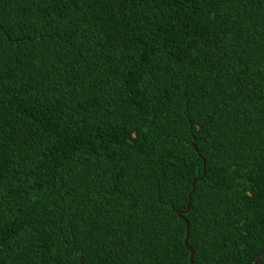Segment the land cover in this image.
I'll return each mask as SVG.
<instances>
[{
    "label": "trees",
    "instance_id": "16d2710c",
    "mask_svg": "<svg viewBox=\"0 0 264 264\" xmlns=\"http://www.w3.org/2000/svg\"><path fill=\"white\" fill-rule=\"evenodd\" d=\"M193 179L192 263L254 264L264 0H0V264H189Z\"/></svg>",
    "mask_w": 264,
    "mask_h": 264
},
{
    "label": "water",
    "instance_id": "95a60500",
    "mask_svg": "<svg viewBox=\"0 0 264 264\" xmlns=\"http://www.w3.org/2000/svg\"><path fill=\"white\" fill-rule=\"evenodd\" d=\"M202 165H203V163H202ZM202 174H203V169H202V173H201V175H202ZM193 184H194V179H193V180L191 181V183H190L191 188H190L189 192L187 193V200H186V203H185V208H184L183 210H177V211H176L177 216H178L180 219H182V220L184 221V224H185V232H184V238H183V245H184V247L187 248L188 251H189V256H188V262H189V264H193V263H192V260H191L192 250H191L190 246H188V245L186 244V237H187V228H188V224H187L186 220L184 219V217L182 216V213L185 212V211L187 210V208H188V205H189V195H190V193H191L192 190H193ZM263 252H264V246H263V247L257 252V254H256L255 258H254V261H253L254 264H258V259H259V257L262 255ZM79 263H80V261L78 262V264H79Z\"/></svg>",
    "mask_w": 264,
    "mask_h": 264
}]
</instances>
